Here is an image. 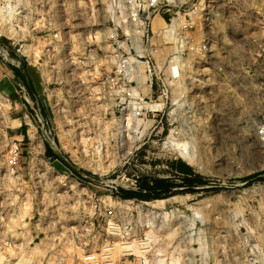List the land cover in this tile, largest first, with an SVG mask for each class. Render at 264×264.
<instances>
[{
    "label": "rangeland",
    "instance_id": "374dc122",
    "mask_svg": "<svg viewBox=\"0 0 264 264\" xmlns=\"http://www.w3.org/2000/svg\"><path fill=\"white\" fill-rule=\"evenodd\" d=\"M109 4L0 0V70L15 85L0 89V264H83L109 244L113 264H138L125 242L118 252L109 208L137 233L160 227L167 259L242 264L240 230L264 233V0H190L185 18L157 15L144 37ZM169 24L184 29L170 38ZM140 43L150 76L131 100L110 79L113 52L136 59ZM130 112L140 124L128 127Z\"/></svg>",
    "mask_w": 264,
    "mask_h": 264
},
{
    "label": "built area",
    "instance_id": "2783aa9c",
    "mask_svg": "<svg viewBox=\"0 0 264 264\" xmlns=\"http://www.w3.org/2000/svg\"><path fill=\"white\" fill-rule=\"evenodd\" d=\"M109 1L111 2L112 5L111 11H109V16L113 19H117L119 23L118 25H121L119 22L120 20H124L123 25H121V27L125 30L124 32L129 34H138L140 35V37H144L145 33L147 32L148 23L151 21V19L155 18V16L157 15L164 16L166 15V13L172 12L174 14L171 19L172 22L175 16L180 17V15H182V17L184 16L185 18L186 17L185 13H183V11L181 10L183 9V7H186L187 4L190 3V0H109ZM189 7L190 8L195 7L196 9L200 8L198 4L196 5L193 4L190 5ZM176 9H178V11H175ZM170 25L171 24H169L168 27L165 29V31H163L164 33L166 34L168 33V28ZM182 25L183 24H177V28L175 26V31L176 29L182 30V27L184 29V26ZM112 36L114 38V35ZM175 42L176 45L179 44L180 50L188 46V42L186 41L183 34L180 36V39L176 40ZM138 50H139L138 53L139 55L136 58V61L129 60V57H125L122 53L119 52V50L115 49V52H113L114 58H116V62H115L116 76L111 77L110 79L113 82H115L118 85V87L122 88L123 95H125L124 98H128L131 100L138 98L136 97V94H134L132 84L135 83L137 84V86H141V82L139 78L136 76L138 75V72L141 70L138 62L143 61L141 60L142 56L140 52L141 43ZM190 50H193V47L191 49L189 48V51ZM178 58L179 57H177V55H173L168 61L169 65L171 66L172 64L180 63ZM173 77L176 79L179 76L173 75ZM133 102L135 103V101ZM134 110L137 111V114L143 113L142 107L140 106H138L137 108L134 106ZM154 111L156 112L157 110ZM260 133L264 134V123L260 128ZM16 158H17L16 154H13L11 156L10 163L12 165L15 163ZM106 214L107 217L109 218L108 232L113 237L120 238V241L125 243L130 242L129 240H133L132 237L135 235L138 238V240L142 242H145L147 240L144 232L145 228L147 229L146 223H144V225L142 224V226L139 225L141 229L139 230V233H137L134 230L135 228L134 224L132 222L124 221L122 217L120 218V216H117L114 212V209L109 208ZM147 215L150 218H152L153 221H155L156 225L159 224L157 222L160 218L163 219V215L160 214L159 212H156L155 210L149 209V211H147ZM182 220L186 222L188 225V221H189L188 217L182 215L181 222ZM240 233H241L239 236L240 249L237 251L238 253L237 258L240 260V263L244 264L243 263L244 260L246 262L245 264H264V233L259 234L257 237H254V239L253 236L247 230L245 233L240 230ZM155 245L154 247H156ZM115 247L116 245L109 244L105 248L104 257L106 258H103V255H101L96 251L86 252L82 259L83 264H104L103 262H106L105 264H113ZM154 247L148 246L144 248L145 255L147 257H145L144 255L140 257L138 256L140 260V264H149V259L157 255ZM158 247L162 248L160 244H158L156 248ZM224 247L226 249V245ZM253 247H254V251H253ZM124 251L129 253V257L134 256L135 254L133 250H124ZM166 254L167 253H165V255ZM223 255L225 256V250H223Z\"/></svg>",
    "mask_w": 264,
    "mask_h": 264
},
{
    "label": "bare ground",
    "instance_id": "6f19581e",
    "mask_svg": "<svg viewBox=\"0 0 264 264\" xmlns=\"http://www.w3.org/2000/svg\"><path fill=\"white\" fill-rule=\"evenodd\" d=\"M111 3V2H110ZM108 8L109 9H111L112 8V5L111 4H109L108 5ZM6 13V12H5ZM4 13V15H6ZM8 14V13H7ZM175 29L174 28H171V29H169L168 31H169V34H171L173 31H174ZM170 38L172 37V34H171V36H169ZM129 60H131V61H136V59H135V57H129ZM139 63V66H140V71L138 72V78H139V80H140V82L141 83H143V82H145L146 80H147V78H149V76L150 75H147L146 74V72H145V65L143 64V62H141V61H139L138 62ZM134 94H136V95H138V91H137V89H134ZM135 104L136 103H134V106H135ZM131 107V106H130ZM131 114H130V117L128 118V123H127V125H128V127L130 126V127H132L131 125H133V121L135 120V122H137L138 124H140L141 123V121H142V119H140V118H138L137 116H136V113H134V112H130ZM137 123H136V125H137ZM174 141V140H173ZM178 145H180L179 143H178ZM182 146V145H181ZM180 146V147H181ZM182 148V147H181ZM180 149V148H179ZM180 152H181V155L183 156V158L188 162V163H191V164H193L194 163V155L190 152V150L187 148V147H184V148H182V149H180ZM99 165H101V163L99 164ZM108 165V164H107ZM109 167H110V165H108ZM107 166H105L104 168L102 167V169H103V171L104 170H107ZM98 169V168H97ZM96 169V170H97ZM102 169H101V171H102ZM109 169V168H108ZM157 202H164V200H159V201H157ZM146 204V203H145ZM137 205V204H136ZM144 205V204H143ZM142 204H140L139 205V208H143L144 206H143ZM139 211V210H138ZM142 212V211H141ZM167 214L168 213H166V216H167ZM168 217V216H167ZM166 217V218H167ZM146 220V219H145ZM142 222V221H141ZM146 222V221H145ZM149 222H150V224L153 222V221H151V218L149 219ZM143 223V222H142ZM149 224V223H148ZM152 225H153V223H152ZM172 230V229H171ZM173 231H175V230H173ZM167 232V231H166ZM174 232H169L168 233V235H173V236H175V234H173ZM160 227L159 228H157V226L155 227L154 225H153V228H151L149 231H147L146 233H145V235H146V238H147V240L145 241V242H142V241H138V239H137V237H136V235L135 236H133L134 238H133V240H130V242H126V243H124V244H126V247H127V250H133V251H135V253H137V255L140 257V256H142V255H144L145 257H147L146 255H145V251H144V248L145 247H148V246H153L154 247V245L157 247V245L160 243L159 241L162 239L161 237H160ZM166 235V234H165ZM164 241V240H163ZM162 241V242H163ZM159 242V243H158ZM158 243V244H157ZM118 247V252H120V251H123L124 249H123V247H124V245H123V243L121 242V241H119L118 242V245H117ZM156 247H154L155 248V250H156V256H154V257H151L150 259H149V264H183L182 263V261H180L181 260V258L179 257L180 255H179V252L177 251V250H174V251H172V255L170 254V255H168V259H170L169 261V263L167 262L168 261V259L166 258V257H164V256H162L163 254V249L162 248H156ZM253 251H254V247H253ZM179 255V256H178ZM148 259V258H147ZM138 260V259H137ZM140 260H138V264H140V262H139Z\"/></svg>",
    "mask_w": 264,
    "mask_h": 264
},
{
    "label": "crops",
    "instance_id": "0c3cea01",
    "mask_svg": "<svg viewBox=\"0 0 264 264\" xmlns=\"http://www.w3.org/2000/svg\"><path fill=\"white\" fill-rule=\"evenodd\" d=\"M1 67H3V66H1ZM3 71L4 70H0V89L7 88L8 87V90H10V89H12L11 88V85L12 84L14 85V83L12 81V77H14V75L13 74L12 75L10 74L11 75L10 76L9 73L8 74H4ZM9 78H11V80Z\"/></svg>",
    "mask_w": 264,
    "mask_h": 264
},
{
    "label": "trees",
    "instance_id": "16d2710c",
    "mask_svg": "<svg viewBox=\"0 0 264 264\" xmlns=\"http://www.w3.org/2000/svg\"><path fill=\"white\" fill-rule=\"evenodd\" d=\"M175 168L176 170L181 171L183 173H193L194 172L190 166H186L185 164L180 163V162L175 164ZM126 193L129 194V192H126Z\"/></svg>",
    "mask_w": 264,
    "mask_h": 264
}]
</instances>
